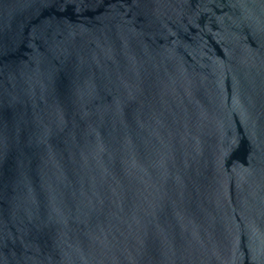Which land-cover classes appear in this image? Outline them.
Here are the masks:
<instances>
[{
  "label": "water",
  "instance_id": "95a60500",
  "mask_svg": "<svg viewBox=\"0 0 264 264\" xmlns=\"http://www.w3.org/2000/svg\"><path fill=\"white\" fill-rule=\"evenodd\" d=\"M0 264H264V0H0Z\"/></svg>",
  "mask_w": 264,
  "mask_h": 264
}]
</instances>
